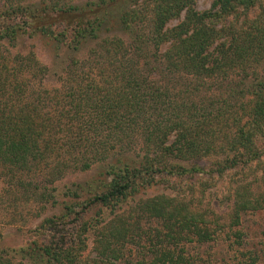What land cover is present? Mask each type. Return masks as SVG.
Instances as JSON below:
<instances>
[{"label": "trees", "instance_id": "trees-1", "mask_svg": "<svg viewBox=\"0 0 264 264\" xmlns=\"http://www.w3.org/2000/svg\"><path fill=\"white\" fill-rule=\"evenodd\" d=\"M0 3V209L27 225L55 204L57 180L119 155L89 184L90 196L62 199L61 212L43 217L11 259L0 248V264H120L127 244L146 235L150 257L134 264H194L187 245L223 230L196 194L211 178L264 161V75H253L264 65V0H214L205 10L196 0ZM118 24L126 38H103L92 49L96 63L72 60L58 86L46 84L51 69L33 48L12 56L3 46L37 35L77 49ZM138 139L143 157L124 155ZM210 157L216 172L205 179L198 174ZM246 179L234 188V225L264 208V191ZM159 183L176 194L138 197ZM29 201L39 209L24 211ZM154 220L160 226L148 232ZM90 233L95 255L85 256Z\"/></svg>", "mask_w": 264, "mask_h": 264}, {"label": "rangeland", "instance_id": "rangeland-1", "mask_svg": "<svg viewBox=\"0 0 264 264\" xmlns=\"http://www.w3.org/2000/svg\"><path fill=\"white\" fill-rule=\"evenodd\" d=\"M214 0H196V9L205 10L211 7ZM91 0H71V3L79 4L80 6H88ZM140 8H142V1L139 3ZM3 3H0V8ZM125 6V5H124ZM113 9H123V5H118ZM179 22V19H174L169 23V26H173ZM147 26H143L146 28ZM28 35V34H26ZM109 36L114 38L116 36L126 38L125 32L122 31V27L118 24L113 27L103 28V31L99 33V36L89 39L88 42L81 45L80 48L74 49L67 46H57L45 38L37 35L21 36L17 41H12L7 44L4 42V48L10 55H15L17 53H25L29 47L33 48L39 59L46 65L50 67V74L46 80V84L49 86H55L62 84V79L60 77L64 76L67 71L69 64L72 60L77 59L81 63L86 61H92L96 63V58L92 59V49L105 37ZM23 37H25L23 39ZM41 37V38H40ZM3 44V43H2ZM33 45V46H32ZM90 58V59H89ZM89 61V62H90ZM90 64V63H89ZM96 65V64H95ZM105 66H107L105 64ZM83 67V66H82ZM66 70V71H65ZM75 70L83 71L81 64L75 67ZM85 70H88L85 69ZM258 74H253L254 76L262 77L264 75V65L261 64L257 67ZM231 78L239 80V75H233ZM135 146L128 149L124 155L140 160L145 151L141 139H138ZM119 157L114 156L112 158L106 159L105 161L95 162L91 168L87 170H71L63 178L57 180L54 184V194H56V202H48L44 204V209L41 212L40 217H33L28 221L27 225L12 224L11 217L7 209L1 207L0 209V232L3 237H0V248L7 249L9 251H1V255L6 259H11L10 250L12 248H19L30 241L33 240L31 230L35 229L42 218L47 215H52L54 213H60L62 206L64 207L65 202L60 204L62 199L71 198L75 192L81 193L82 196H90L91 187L90 183L94 182L99 178V173L109 167V165L114 162V158ZM215 158H207L205 160V171L200 172L198 176H202L205 179H209L213 175V171L216 170V166L212 163ZM216 172V171H214ZM218 175V174H217ZM248 181H253V188L256 192L264 191V161L255 163L251 169L246 170L240 175H230L225 174L223 177H218V180L210 179L211 183L205 189L204 194L200 193L199 196L196 194V202H199L200 206L203 208L214 209L220 217V222L222 223V231L216 234L214 240L205 243H189L187 245V255H189L194 264H249L251 259L254 258L257 264H264V208L256 211H247L242 214L240 223L234 225L231 222V210L234 199V188L240 183L241 179ZM5 186L4 181L0 177V191ZM182 183L179 182V187ZM167 186L163 184H157L146 188L144 192L142 191L138 197H149L154 196L159 193H173L176 191L166 188ZM170 187H172L170 185ZM95 187L92 186V190ZM78 190V191H76ZM80 191V192H79ZM24 202H22L23 204ZM28 204L24 211L29 208L32 212L39 209V203L36 201L27 202ZM7 207V206H6ZM23 210V209H22ZM146 230L150 228L159 227V222L154 220L152 222H145L144 224ZM149 232V231H148ZM93 235L88 234V245L84 252L85 256L95 255L93 251L94 239ZM149 236H143L142 239L134 243H128L123 253L120 264H134L140 258L144 257L149 259ZM14 264H21L19 257L13 259Z\"/></svg>", "mask_w": 264, "mask_h": 264}]
</instances>
